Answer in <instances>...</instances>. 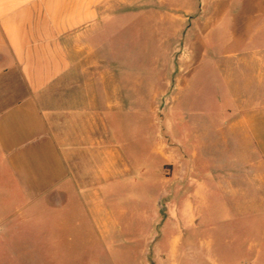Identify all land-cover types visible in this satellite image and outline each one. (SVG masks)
I'll list each match as a JSON object with an SVG mask.
<instances>
[{"label": "rangeland", "instance_id": "374dc122", "mask_svg": "<svg viewBox=\"0 0 264 264\" xmlns=\"http://www.w3.org/2000/svg\"><path fill=\"white\" fill-rule=\"evenodd\" d=\"M223 1L232 7L233 0ZM238 2L241 7L246 0ZM239 11L237 24L246 21ZM173 13L144 11L139 25H129L121 42L113 39L102 60L112 81L125 86V107L113 112L111 127L129 169L104 206L120 223L117 229L92 233L79 215L85 206H61L54 195L28 202L0 155V264H141L145 257L149 264H264L263 163L257 152H237L225 122L233 119L237 102L262 101L264 92L245 89L247 80H236L232 59L225 57L237 46L231 10L222 21L218 12L213 26L191 28L179 26ZM200 133L207 136L205 145L194 147L189 139ZM191 154L192 175L215 176L224 165L233 167V177L223 186L190 185L185 167ZM146 216L152 220L146 230L151 225L160 234L155 251L143 257L147 241L129 234L135 225H125ZM58 217L66 222L63 229ZM174 237L175 258L169 257Z\"/></svg>", "mask_w": 264, "mask_h": 264}, {"label": "crops", "instance_id": "0c3cea01", "mask_svg": "<svg viewBox=\"0 0 264 264\" xmlns=\"http://www.w3.org/2000/svg\"><path fill=\"white\" fill-rule=\"evenodd\" d=\"M237 1L231 7L223 0H0V155L26 200L54 195L61 206L80 203L86 208L79 212L83 222L99 236L119 226L104 206L129 169L111 127L113 112L125 107V86L120 79L113 82V71L101 65L113 39L121 42L124 30L137 27L146 10L175 12L173 21L188 28L213 26L218 12L222 21L231 10V40L237 46L225 57L232 59L236 80H247L245 89L264 92V0H246L241 7ZM236 10L246 12V21L237 24ZM232 114L225 122L235 149L257 152L264 169V95L262 101L237 102ZM206 137L186 135L194 147H203ZM192 155L185 167L190 185L223 186L233 177V167L224 165L215 168V176L192 175ZM261 179L264 185V170ZM151 221L146 216L125 225H135L129 234L147 241L143 257L155 251L160 234L151 225L146 230ZM57 224L66 226L60 217ZM177 245L174 237L169 257L175 258ZM143 261L149 264L148 258Z\"/></svg>", "mask_w": 264, "mask_h": 264}]
</instances>
